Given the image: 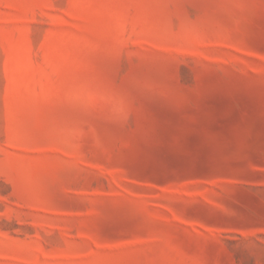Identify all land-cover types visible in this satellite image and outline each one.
Here are the masks:
<instances>
[{
  "label": "rangeland",
  "instance_id": "rangeland-1",
  "mask_svg": "<svg viewBox=\"0 0 264 264\" xmlns=\"http://www.w3.org/2000/svg\"><path fill=\"white\" fill-rule=\"evenodd\" d=\"M0 264H264V0H0Z\"/></svg>",
  "mask_w": 264,
  "mask_h": 264
}]
</instances>
